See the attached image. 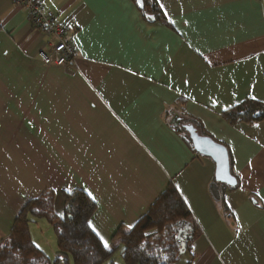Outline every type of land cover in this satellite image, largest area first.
Here are the masks:
<instances>
[{
  "label": "crops",
  "instance_id": "obj_1",
  "mask_svg": "<svg viewBox=\"0 0 264 264\" xmlns=\"http://www.w3.org/2000/svg\"><path fill=\"white\" fill-rule=\"evenodd\" d=\"M39 1L75 52L43 65L49 37L0 0V241L26 201L52 189L62 214L61 193L82 189L109 247L171 184L198 230L175 264H264V120L221 116L264 104V0H157L169 25L146 22L132 0ZM185 116L226 147L233 188L177 132Z\"/></svg>",
  "mask_w": 264,
  "mask_h": 264
},
{
  "label": "trees",
  "instance_id": "obj_2",
  "mask_svg": "<svg viewBox=\"0 0 264 264\" xmlns=\"http://www.w3.org/2000/svg\"><path fill=\"white\" fill-rule=\"evenodd\" d=\"M132 2L146 22L169 25L157 0ZM221 116L231 125L256 123L264 120V104L246 100L224 110ZM184 121L196 125L187 116ZM177 132L190 142L184 128L178 127ZM200 134L205 136L204 131ZM55 197L54 190L46 189L19 213L7 237L0 241V264H175L198 235L171 184L131 228L119 226L107 248L89 227L97 208L84 190L61 193L62 214L55 212ZM39 220H44L55 235L57 250L52 259L32 240L31 225H39ZM180 239L186 243L181 252Z\"/></svg>",
  "mask_w": 264,
  "mask_h": 264
},
{
  "label": "built area",
  "instance_id": "obj_3",
  "mask_svg": "<svg viewBox=\"0 0 264 264\" xmlns=\"http://www.w3.org/2000/svg\"><path fill=\"white\" fill-rule=\"evenodd\" d=\"M28 12L33 27L46 32L51 41L48 48L37 53V58L44 65L63 66L74 54V46L65 40L64 26L55 22L54 14L47 10L42 2L37 0H13Z\"/></svg>",
  "mask_w": 264,
  "mask_h": 264
},
{
  "label": "water",
  "instance_id": "obj_4",
  "mask_svg": "<svg viewBox=\"0 0 264 264\" xmlns=\"http://www.w3.org/2000/svg\"><path fill=\"white\" fill-rule=\"evenodd\" d=\"M186 131L194 151L203 157L211 159L215 164L214 179L216 182L233 187L236 184L235 178L230 173L229 156L226 147L216 142L207 135H201L196 128L191 125H185ZM187 228L183 229L186 232ZM180 252L185 249L186 243L180 239Z\"/></svg>",
  "mask_w": 264,
  "mask_h": 264
},
{
  "label": "rangeland",
  "instance_id": "obj_5",
  "mask_svg": "<svg viewBox=\"0 0 264 264\" xmlns=\"http://www.w3.org/2000/svg\"><path fill=\"white\" fill-rule=\"evenodd\" d=\"M31 164H33V167H34L35 164L32 161H30L27 165L29 166ZM22 181H24L23 184L28 189L29 188H32V186L34 187V182H33L32 179L24 178V180H22V179L20 180L21 183H22ZM9 183H10V186H9V188H10L9 198L10 199L13 198V197L16 198V195L14 194L16 192V187H17L16 179H10L9 180ZM19 196L20 195H17V197H19ZM21 199H19V200L16 199L17 200V206L21 202ZM32 199H30V200H32ZM30 200H28V201H26L24 203L23 207L21 208V211L28 205V203H29ZM19 213L17 214V216L19 215ZM15 218H14V220H15ZM42 222H43V225H31L32 226V233H33V239H34V241L36 243H38L39 245H41L42 250L45 252V254L47 255V257L50 258V259H52L54 257V254H55L56 250H57L56 245H55V241H56L55 235H54L52 229H50L49 227H47V225L45 224L44 220H39L38 221V224H41ZM119 260L120 259H118V261Z\"/></svg>",
  "mask_w": 264,
  "mask_h": 264
},
{
  "label": "bare ground",
  "instance_id": "obj_6",
  "mask_svg": "<svg viewBox=\"0 0 264 264\" xmlns=\"http://www.w3.org/2000/svg\"><path fill=\"white\" fill-rule=\"evenodd\" d=\"M37 1H39V0H37ZM41 2V1H40ZM18 5V4H17ZM44 5V4H43ZM45 6V5H44ZM46 8V7H45ZM47 9V8H46ZM48 10V9H47ZM50 11V10H49ZM52 12V11H51ZM53 13V12H52ZM54 14V13H53ZM29 18V17H28ZM54 19H55V16H54ZM29 22H30V20H29ZM55 22L56 23H58L56 20H55ZM30 24H31V22H30ZM59 24V23H58ZM61 25V24H60ZM31 26H32V24H31ZM63 26V25H62ZM33 27V26H32ZM34 29H38V28H35V27H33ZM64 28H65V26H64ZM38 30H40V29H38ZM42 31V30H41ZM44 32V31H43ZM44 33H46V32H44ZM46 35L49 37V40L51 41V38H50V36L46 33ZM65 40H67V41H70V39H68L67 37H66V28H65ZM50 41L48 42V44L46 45V47L45 48H48V45H49V43H50ZM71 42V41H70ZM71 44H72V42H71ZM73 45V44H72ZM74 46V45H73ZM45 48H42V49H45ZM42 49H40V50H42ZM40 50H38L37 51V53L40 51ZM74 52H75V48H74ZM37 53H36V57H37ZM73 57H74V54H73V56H72V58L70 59V61L73 59ZM38 59V58H37ZM39 60V59H38ZM70 61H68L67 63H69ZM66 63V64H67ZM65 64V65H66ZM44 65V64H43ZM45 66H47V65H45ZM48 66H54V65H48ZM64 66V65H63ZM55 67H61V66H55Z\"/></svg>",
  "mask_w": 264,
  "mask_h": 264
},
{
  "label": "snow or ice",
  "instance_id": "obj_7",
  "mask_svg": "<svg viewBox=\"0 0 264 264\" xmlns=\"http://www.w3.org/2000/svg\"><path fill=\"white\" fill-rule=\"evenodd\" d=\"M139 2H140V0H137V3H139ZM252 99H256V97H252ZM213 103H215V101H213ZM254 127H259V125H254ZM249 166H251V162H249ZM256 195L259 196L260 193L257 192ZM89 196H91V193H89ZM89 227L92 228V230H93L94 232L96 231L95 228L92 226L91 221H89ZM129 227L131 228L132 226L129 225ZM96 234H97V236H99V233H98V232H97ZM100 241H101V243H103V245H104L105 248L108 247V243H107V241H105L104 238H103L102 236L100 237Z\"/></svg>",
  "mask_w": 264,
  "mask_h": 264
}]
</instances>
